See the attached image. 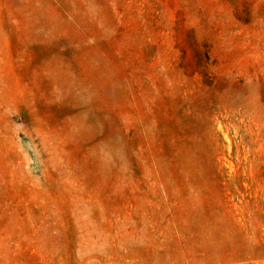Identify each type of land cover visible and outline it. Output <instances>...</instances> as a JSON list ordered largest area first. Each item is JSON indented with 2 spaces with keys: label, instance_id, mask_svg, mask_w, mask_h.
<instances>
[{
  "label": "rangeland",
  "instance_id": "1",
  "mask_svg": "<svg viewBox=\"0 0 264 264\" xmlns=\"http://www.w3.org/2000/svg\"><path fill=\"white\" fill-rule=\"evenodd\" d=\"M0 264H264V0H0Z\"/></svg>",
  "mask_w": 264,
  "mask_h": 264
}]
</instances>
